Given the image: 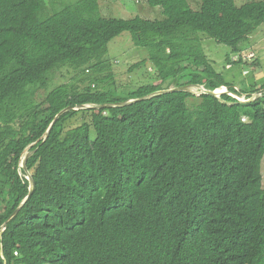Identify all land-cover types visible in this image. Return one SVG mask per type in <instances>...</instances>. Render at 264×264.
<instances>
[{
  "label": "trees",
  "instance_id": "1",
  "mask_svg": "<svg viewBox=\"0 0 264 264\" xmlns=\"http://www.w3.org/2000/svg\"><path fill=\"white\" fill-rule=\"evenodd\" d=\"M145 1L161 19L103 17L99 0H0V264H264V93L251 95L264 81L236 90L203 50L238 53L264 0ZM124 32L172 87L116 94L89 75L40 99L54 71L108 63ZM188 85L244 100L167 91Z\"/></svg>",
  "mask_w": 264,
  "mask_h": 264
},
{
  "label": "rangeland",
  "instance_id": "2",
  "mask_svg": "<svg viewBox=\"0 0 264 264\" xmlns=\"http://www.w3.org/2000/svg\"><path fill=\"white\" fill-rule=\"evenodd\" d=\"M247 1L262 0H235V4L240 6ZM189 2L194 9L198 6V0H189ZM99 12L103 17L117 19H130L137 16L153 21L162 18L161 10L157 7H149L145 0H99ZM203 44L207 60L223 76L225 82L235 86L236 90L250 95V92L258 88L264 81V23L247 41L238 45V53H234L230 48L214 43L210 39H205ZM105 60L108 63H104V66L97 67L96 70L86 71L84 74H81L82 69L63 68L54 71L50 75L49 86L46 91L41 93L40 99L44 98L48 90L68 82L75 84L79 89H84L88 86L89 79L87 76L89 75L100 80L96 86L93 83L90 84L92 89L106 91L113 89L116 94L132 92L141 86L153 85L160 89L172 87V83L162 82L158 79L157 65L149 60L144 48L133 45L127 32L114 38L108 44ZM189 89L195 95L199 90H203L202 87L196 86H190ZM217 91L220 93L228 92L226 87H221ZM254 94L256 93L251 95ZM228 95L240 100L244 98V96H236L229 92ZM79 120L81 117L77 115L66 125L68 128H72L80 124ZM93 135L91 132V137ZM25 154L28 155L29 153L25 151ZM261 173L264 187V158L261 162Z\"/></svg>",
  "mask_w": 264,
  "mask_h": 264
},
{
  "label": "water",
  "instance_id": "3",
  "mask_svg": "<svg viewBox=\"0 0 264 264\" xmlns=\"http://www.w3.org/2000/svg\"><path fill=\"white\" fill-rule=\"evenodd\" d=\"M189 87L190 86L188 85V86H183V87H179V88H175V89H170V90H167V91H187V92H189L190 91ZM204 93H206L208 95H211V96L218 97V94L216 92H214V91H204ZM263 93H264V90H261V91L257 92L256 94L253 95L252 100L256 99L257 97H259ZM123 104H125V103H123ZM109 106L110 105H106V106H103V107H109ZM84 108H89V107H84ZM28 155H26L25 158L23 159L22 167L24 169H25V162H26V159L28 158ZM31 184H32V186H31V189H30V193L32 192V187H33V183L32 182H31Z\"/></svg>",
  "mask_w": 264,
  "mask_h": 264
},
{
  "label": "built area",
  "instance_id": "4",
  "mask_svg": "<svg viewBox=\"0 0 264 264\" xmlns=\"http://www.w3.org/2000/svg\"><path fill=\"white\" fill-rule=\"evenodd\" d=\"M203 92H204V90L200 91L199 93H203ZM216 92H217L218 95L220 94V92H218V91H216ZM199 93H197V95H199Z\"/></svg>",
  "mask_w": 264,
  "mask_h": 264
},
{
  "label": "clouds",
  "instance_id": "5",
  "mask_svg": "<svg viewBox=\"0 0 264 264\" xmlns=\"http://www.w3.org/2000/svg\"><path fill=\"white\" fill-rule=\"evenodd\" d=\"M217 90H218V89H217ZM217 90H215L214 92H216ZM216 93H217V92H216ZM222 93H225V92H222ZM222 93H220V94H222ZM220 94H219V95H220ZM219 95H218V96H219ZM239 100H240V99H239ZM243 100H244V99H243Z\"/></svg>",
  "mask_w": 264,
  "mask_h": 264
}]
</instances>
